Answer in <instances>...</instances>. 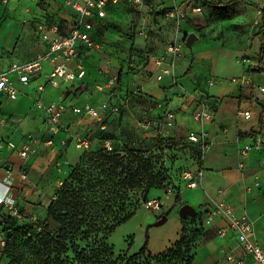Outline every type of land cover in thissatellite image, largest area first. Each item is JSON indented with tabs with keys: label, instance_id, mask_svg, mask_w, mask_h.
Segmentation results:
<instances>
[{
	"label": "rangeland",
	"instance_id": "374dc122",
	"mask_svg": "<svg viewBox=\"0 0 264 264\" xmlns=\"http://www.w3.org/2000/svg\"><path fill=\"white\" fill-rule=\"evenodd\" d=\"M4 1L7 0H0V26L6 22H12L24 28L15 49L9 54L13 60L20 62L29 54H33L36 49V47H33V44H37V42L42 43V37L39 31H37V25L41 20L49 22L52 19V15L54 14L52 4L55 2L53 0H41L34 6L33 3H27L23 0L21 1L22 3L17 2L15 6H11L9 5V0L7 1L8 3ZM248 1L252 5L256 3L254 2L256 0ZM55 4L57 5V10H55V14L57 15L62 6L57 2ZM255 7L256 5L253 7L251 13H246L245 15L243 6L236 0L224 5L222 4L221 7L203 6L204 10L201 16L198 17L202 20L201 22L197 20L198 24L194 27L199 32L200 39L192 48L184 44L182 56L176 59L182 62L185 68H188L189 62H191V67L193 66L196 72L205 75L202 76L201 81L192 82L189 88H194L197 95L205 97L213 112L218 107L222 98L210 94L204 90L203 86L210 87L218 81L216 80L217 77L239 85L244 83L252 85L253 83L252 80H247L248 78H244V76H233L230 79L221 76L228 77V74L235 72L239 63L241 64V56L244 52L237 53L235 56L234 52L232 54L233 47L240 44L243 40H250L258 33L264 35V16H262L264 13L258 12ZM240 14H244V16L240 18ZM10 17L13 21H8ZM260 23L261 28L258 29L257 27ZM180 24L182 27L179 36L182 37L183 31L186 30V22L182 21ZM163 26L155 9L142 8L141 10H136L126 4L121 7L114 6L110 11L106 18V24L95 34L94 39L97 47H91L87 51L88 56L86 55V59L92 56L90 64L96 68L101 70L105 67L108 69L106 71V79L101 83H96L97 80L89 82L85 87L91 86L90 91L86 94L89 101L97 103L104 99L110 105L117 106L118 111L106 115L103 114L104 129H101L99 122L95 120L80 118V124H78L79 122L75 123V125L78 124L76 126L77 129L75 130L71 127V132L74 136L59 151L51 149L38 151V148L35 147V150L29 156L30 158L27 157L29 158L27 159L28 166L23 169L26 178L20 182L19 188L16 190V200L19 208V216L16 217L18 225L32 224L38 226L44 221L45 208L48 201L54 197L57 189L66 178L70 166L74 165L84 152L83 149L72 146L71 143L74 139L85 138L90 142L95 141L96 145L92 148L93 150L103 145V139H107L110 147L118 151H122L124 147H127L143 151L144 154L155 158L159 156L164 157L165 167L171 179L162 187L149 191L147 199H158L160 203L158 210L147 209L145 202H143L128 220L118 225L107 236L114 254H132L137 252L144 244H146L147 249L152 254H157L178 239L183 227L184 233H190L193 229H199V234L193 237L194 260L198 252L208 248H219V255H222V249L218 245L217 231L205 228L209 224L203 222L202 210H199L202 207L197 209L192 200L199 199L200 195L205 196L209 200H212L210 197L212 198L213 196H219V198L226 197V195L229 196L230 194L220 195V192L224 188L230 193L231 189L234 190L237 187L235 174H231L227 179V177H221V170L215 171L208 167L205 168L204 171L206 173H217V176L215 174L208 176L207 174V177H204L207 179L206 188L202 185L199 188L200 191H195L194 189L183 191V197L186 199L190 198L191 201L189 200V202H191L196 212L193 216L186 215L185 217H181L179 215L180 205L175 198V193L179 189L177 185H181L182 183V171L192 170L196 166L194 148L187 142V130L177 135L176 132H173V127L167 128L163 126L161 118L168 108L169 101L167 99L154 100L145 98L140 85L136 82L137 80H133L137 73L142 71L147 73L149 61L147 53L159 46V43L162 44L169 40V34H166L167 32L163 30ZM106 30L105 34L104 31ZM139 30L145 33L140 35ZM143 37H146V39H143ZM207 42L211 43L212 52L210 54L220 57L219 60L216 59L211 62L212 67L220 74L219 76L213 75L214 71H212V75L208 74L207 70L211 64L204 59L206 56L198 57V60L192 65L195 60L194 54L201 50L200 46L202 43L206 44ZM141 43H145V46L142 47ZM233 59L238 65L237 63L234 64ZM254 59L258 60L259 65H264V45H261L260 52ZM107 61H109V64L104 66V63ZM258 67L255 70L257 73L261 72V69H264L260 68V66ZM114 72H117L119 77L126 75L129 81L124 87L118 84L117 88H113L111 93H114V98L111 99L106 96L105 89L107 87L105 84ZM38 77L36 74L31 75L29 83L34 82ZM97 86H100V88ZM116 90L117 93L115 94ZM95 91H99L102 94H98ZM31 94H33L32 90ZM32 104H35V100ZM4 106L5 104H1L0 110ZM1 117H4L5 123H8L10 126L13 123L18 124V120H13L11 116ZM76 118L79 119L78 116ZM261 124V127L264 128V123L261 122ZM238 133L243 134L241 131ZM260 133L264 137V130ZM42 137L45 138L46 135ZM7 141L0 140V153L6 147L10 149ZM20 146L16 145L17 148ZM190 155L194 157V161L189 158ZM63 159H67V165L63 164ZM242 164L244 165L243 162ZM243 165H239L238 163L240 169L243 168ZM3 166L9 168L10 165L5 161ZM205 179H203V183H206ZM253 186L264 188V177H260L253 184L245 186V192H247L248 188L249 191H252ZM220 200L222 199L216 201ZM214 202H210L207 205H212ZM0 212H2V208ZM162 215H166V221L160 225H155ZM48 223L52 229L55 227L53 222L48 221ZM215 262L219 263V260ZM7 263H10L9 258L0 247V264ZM25 264L30 263L25 262ZM153 264L158 263L153 262ZM199 264H203V262Z\"/></svg>",
	"mask_w": 264,
	"mask_h": 264
},
{
	"label": "crops",
	"instance_id": "0c3cea01",
	"mask_svg": "<svg viewBox=\"0 0 264 264\" xmlns=\"http://www.w3.org/2000/svg\"><path fill=\"white\" fill-rule=\"evenodd\" d=\"M7 1L4 2L6 3ZM21 1L23 0H9L8 2L9 5L15 6L17 2L22 3ZM24 1L27 3H33V5L36 6L41 0ZM53 1L61 5L62 9L57 12L56 15L55 10H57V5L53 3L52 8H54L53 13L55 15H52V19L49 22L41 20L37 25V31H39V25H48L52 22H56L59 26L60 33L65 34L71 28L75 13L65 4V0ZM201 1L202 0H186L182 6H186L188 4L200 5ZM236 1L243 6L245 15L246 13H251L255 5L258 12L264 13V0L254 1L257 3H254L255 5H252L248 0ZM170 3V0H149V2L144 4L142 8L159 10L162 7L169 6ZM122 5L126 4L121 2L115 6L121 7ZM200 6L202 7L203 12L204 8L202 5ZM113 7L114 6H109L110 11ZM109 13L110 12L107 11L106 17L102 20V26L106 24V18ZM201 14L202 13H190L188 17L183 20L186 22V30L183 31L182 38L190 33H194L196 35V39L192 43L191 48L200 39L199 32L196 31L194 27L198 24L197 20L201 22L202 19L198 18ZM243 16L244 14H240L239 17L241 18ZM158 18L161 19V25H164L163 30L167 32L166 34H169V40L162 44L159 43V46L150 51L147 73L143 71L139 72L135 75L133 80H137L136 82L140 85L145 98L154 100L167 99L169 101L167 109L174 112L175 125L173 126V132H176L177 135L186 130L187 133L191 131L197 132L201 127L200 123L193 116V111L197 105L195 98H199L204 101L207 109L213 113V118L206 120L203 123V128L206 130L210 141V146L205 151L201 161L203 176L200 184L195 188L186 187L183 181L181 185H177L182 201L179 205L181 207L183 204L187 203L192 206L191 202H189L190 198L186 199L183 197L184 190L194 189L195 191H200L199 188L202 185L206 188L207 179L204 177H207V174L209 176L214 175L215 173H206L204 171L205 168L208 167L215 171L221 170V177H227V179L231 176V174H235L237 187L234 188V190L231 189L230 193L224 188H222V192H220V195L230 194L231 196L226 195V197L221 198H219V196H213L212 198L210 197L212 200H209L205 196L203 197V195H200L198 197L199 199H193L192 202L195 203L194 206H196L197 209L205 206L203 209H199L202 210V218H204L205 213L215 202H219L216 200L222 199L220 201L224 200L225 202L230 203L234 207V211L238 216L246 215L253 221L252 239L264 248V188H260V186H253L252 191L245 192L244 190L245 186L253 184V182L260 177H264V148L261 150H251L246 155H241L239 153V148L241 146L246 143H250L254 135L261 134L260 132L264 130V128L261 127V122L264 123V93H261L258 89L259 86H264V69H261V72L259 73L255 72V70L259 68L258 66H260V68H264V65H259L258 60L254 59V57L259 54L261 45H264V35L258 33L250 40H243L240 44L233 47L232 54L234 52L236 56L237 53L244 52L241 58L247 57L249 59L248 64L250 65L239 63L237 70L228 74L229 78L227 76H221L226 79H230L233 76H244V78L252 80V85L247 83L239 85L237 83H232L229 80H221L217 77L216 80L218 81L213 83L210 87L203 86L204 90L208 91L210 94L222 98L218 107L213 112L210 109L206 98L201 97V95H197L194 88H189L192 82L201 81L202 76H205L202 73L196 72L194 67H191V62H189L188 68H185L183 67L182 62L176 60L173 74L165 75L160 81L155 79V74L158 72V68L154 64V58L164 51L167 43L173 39L175 32L172 20L166 18L165 16H158ZM8 21H13V19L10 17L8 18ZM181 27L182 26L180 24V31ZM257 28H261V23ZM23 30L24 28H22V26L19 24L15 25L12 22H6L0 26V70L6 69L12 62H18L13 60L9 54H11V51L15 49ZM140 31L142 30H139L138 32ZM106 32L107 30L104 31L105 34ZM96 33H98V31H96ZM96 33H94V38ZM143 39H146V37H143ZM134 42L136 43V41ZM29 44L31 46L30 41ZM210 44V42H207L206 44L202 43L200 46L201 50L197 51L198 55L197 53H193L195 60L192 65H194V63L198 60V57L206 56L204 59L211 64L207 70L208 74L212 75V71H214L213 75L219 76L220 74L215 71L211 62L212 60H219L220 57L210 54V52H212ZM141 46L144 47L145 43H141ZM33 47H36L33 54H29L20 62L32 59L37 53L46 50L48 48V44L42 40V43L37 42V44H33ZM89 50L90 48L84 46L82 43H79L77 57L68 62V66L72 69H76L78 64L84 67L85 76L81 80L68 83L60 80L56 86L50 85L47 83L48 74L50 73L52 67V64L49 61H45L43 63L41 71L36 73L39 77L32 83L24 85L14 78V85L18 91L17 97L14 100H10L0 93V103L2 100L3 102L1 104H5V106L0 110V118L2 119L4 117L1 116L6 117L8 115L11 116L13 120H18V124L13 123V125L10 126L8 123H4L3 127L0 129V140H10L17 146H20L22 143L28 141V136L31 135L41 139L42 141L52 139L55 143L54 146H46L43 142H39L35 145V147L38 148V151H43L44 149L59 151L63 149L68 140L74 136L71 132V127L76 130V126L81 122L80 118H89L97 121L90 115L76 113L70 110V107L72 106H82L87 103L97 107L101 102L105 101L103 99V101L100 100L97 103H94L89 101L86 97V94L90 91L91 86H88V89L85 85L95 80H97L96 83L105 81L106 71H108L105 67L104 68L106 70L104 68L100 70L90 64L92 56L86 59L88 56L87 51ZM231 57L234 58L233 55H231ZM233 61L234 64L237 63L234 59ZM104 64V66L108 65L109 61ZM183 71L184 73L182 74ZM113 75L117 76L115 85L105 89L106 96L111 99L114 98V93H111V90L115 87L117 88L118 84L124 87L129 81L126 75H121L119 77L117 72H114ZM39 85L43 86V90L40 91L38 89ZM31 90L34 95L31 94ZM97 93L102 94L99 91ZM116 93L117 90L115 91V94ZM37 98H41L44 103L61 101L64 105L69 107L60 116L57 124L58 130L54 131L53 127L47 123L43 110L37 108L35 104H32ZM240 111H250V118L245 119L239 114ZM109 113L112 112L106 111L104 114L106 115ZM77 116L80 120L76 118ZM76 122L79 123L75 125ZM239 131L243 132V134H239ZM251 132L253 133L251 134ZM43 135H46V137H42ZM62 139L66 140L64 145H60V140ZM75 142L76 139H74L71 144L74 148H77L75 146ZM94 145H96L95 141H89V150H93L92 148ZM29 158L21 159L15 151L7 149V147L2 149L0 153V180L6 183L9 182L11 192L15 199L16 190L19 188V184L22 181L19 175L20 166H23L22 169L27 167V159ZM5 161L8 162V165H10L9 168L3 166ZM64 161L67 162V159L62 160L63 164H65ZM238 163L239 165H243V168L241 167L242 169H240ZM195 168H197V166H195ZM215 176H217V173ZM203 179H205L206 183H203ZM213 201L215 202L212 203V205H207ZM224 226V219L216 218L214 222L210 223L205 228L215 230V232L217 231L218 233V230ZM217 237L218 245L220 249H222V255H219V248L204 249L201 250V252H198L193 264H199L200 262H203V264H234L225 258L224 255L226 252H230L235 258L241 259L243 264H255L249 255L242 252L234 232L228 230L224 235H220L218 233ZM216 260H219V263L215 262Z\"/></svg>",
	"mask_w": 264,
	"mask_h": 264
},
{
	"label": "trees",
	"instance_id": "16d2710c",
	"mask_svg": "<svg viewBox=\"0 0 264 264\" xmlns=\"http://www.w3.org/2000/svg\"><path fill=\"white\" fill-rule=\"evenodd\" d=\"M231 1L202 0L201 5L221 7ZM166 9L155 12L164 17ZM187 142L194 148L196 166L201 165L198 146ZM163 158L127 147L84 150L47 204L41 225H18L16 217L0 212L1 249L9 264H192L193 237L199 229L184 233L182 227L178 239L157 254L144 244L132 254L115 255L107 240L147 200L151 189L171 180ZM175 198L182 202L179 189ZM48 221L55 224L53 229Z\"/></svg>",
	"mask_w": 264,
	"mask_h": 264
},
{
	"label": "built area",
	"instance_id": "2783aa9c",
	"mask_svg": "<svg viewBox=\"0 0 264 264\" xmlns=\"http://www.w3.org/2000/svg\"><path fill=\"white\" fill-rule=\"evenodd\" d=\"M170 1L171 3L167 6L165 11V17L172 20L175 32L173 39L167 43L164 51L154 58V64L158 68V72L155 74V79L157 81H160L165 75L174 73L176 59L182 54L186 36L183 38L179 37L181 21L185 20L190 13H202V7L200 5L188 4L182 6L186 0ZM121 2L128 4V6L136 10H141L143 5L149 2V0H65V4L75 13L70 30L65 34L60 33L59 26L56 22H52L48 25H39L40 35L42 40L48 44V48L37 53L28 61L12 62L6 69L0 70V93L7 99H16L18 91L14 85V78L24 85L28 84L30 76L40 72L45 61H49L52 64L47 79V83L52 86H56L60 80L68 83L83 79L85 76L84 67L78 64L76 69H72L68 66V62L77 57L79 43H82L88 48L93 46L97 47L93 36L94 33L102 29V20L106 17L109 6H115ZM139 33L144 34V31H140ZM241 63L248 64L249 59L247 57H242ZM116 80L117 76L111 75L107 79V83L105 84L106 87L109 88L115 85ZM247 80H249V78ZM97 87L100 88V86ZM38 89L40 91L43 90V86L39 85ZM258 89L261 93H264V86H259ZM195 100L197 105L193 111V116L200 123L201 127L197 132L191 131L187 133L186 139L198 146L200 151L199 160L201 162L205 151L210 146V141L206 130L203 128V123L206 120L212 119L213 113L207 109L204 101L199 98H195ZM35 105L37 108L43 110L47 123L53 127L54 131L58 130L57 124L61 114L69 108L61 101L44 103L41 98L36 99ZM70 110L94 117L99 122L100 128L104 129L103 114L106 111L117 112L118 107L110 105L107 101H103L97 107L87 103L82 106H72ZM239 114L245 119L251 116L250 111H240ZM174 118V112L167 109L161 118L163 126L172 128L175 125ZM4 123V119L0 118V129L3 127ZM28 137V141L22 143L19 148H17L12 141H7L10 150L15 151L21 159L29 157L35 150V145L39 142H43L46 146L55 145L52 139L42 141L31 135ZM65 142V139L60 140V145H64ZM75 146L83 150H89V141L87 139H76ZM102 146L110 149L109 141L104 140ZM262 148H264V137L260 134H256L250 143H246L239 148V153L241 155H246L251 150H261ZM64 163L67 164L66 161H64ZM22 167L23 166H20L19 175L21 180H25L26 174ZM202 176L203 170L201 165L192 170H183L181 173V179L184 185L189 188L197 187L200 184ZM247 191H249V188ZM145 205L147 209L158 210L160 208L159 200L155 198L147 199ZM0 207L2 208V214H10L14 217L19 216V208L11 192L9 182L6 183L1 180ZM216 218H222L225 221V226L218 230L220 235H224L228 230L234 232L242 252L249 255L255 264H264V248L252 239L253 221L248 216H238L230 203L219 201L215 202L205 213L203 222L205 224H210L214 222ZM3 245L4 238L0 233V247ZM224 256L228 261L234 264H243L241 259L235 258L230 252H226Z\"/></svg>",
	"mask_w": 264,
	"mask_h": 264
},
{
	"label": "water",
	"instance_id": "95a60500",
	"mask_svg": "<svg viewBox=\"0 0 264 264\" xmlns=\"http://www.w3.org/2000/svg\"><path fill=\"white\" fill-rule=\"evenodd\" d=\"M196 39V35L194 33H190L186 36L185 38V45L187 47H191L192 43L194 42V40ZM196 211H194V208L191 207L189 204L185 203L183 204L180 208H179V215L181 217H185L186 215H191L193 216L195 214ZM164 221H166V215H162L157 222L155 223V225H160L162 224Z\"/></svg>",
	"mask_w": 264,
	"mask_h": 264
}]
</instances>
